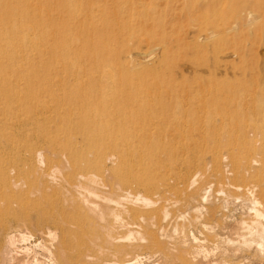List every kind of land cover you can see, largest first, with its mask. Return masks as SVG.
Listing matches in <instances>:
<instances>
[{"label":"bare ground","instance_id":"1","mask_svg":"<svg viewBox=\"0 0 264 264\" xmlns=\"http://www.w3.org/2000/svg\"><path fill=\"white\" fill-rule=\"evenodd\" d=\"M47 1L69 11L67 16L84 9L75 0ZM47 1L0 0V232L8 230L3 231V249L31 255L35 264L34 247H40L53 262L66 263L84 259L100 264L108 258V264H137L140 259L150 264H264V102L257 100L252 106L253 99L248 101L246 96L247 102L240 94L236 97L233 88L202 85L176 94L165 82L161 89L129 83L120 78L122 73H113V65L121 62L115 57L116 64L110 65L112 49L107 54L109 46L102 44L108 39L92 37L96 30L90 29L98 28L92 27L97 16L93 15L92 23V16L87 19L94 6L86 5L88 15L84 11L82 18L79 11L82 20L74 17L67 26L69 18L59 16L62 11L53 13L57 9L50 10ZM216 1L201 0L200 9L215 8ZM248 1L243 3L248 5ZM256 3L255 9L247 11L250 20L257 13L264 14V0H259L258 7ZM104 14L97 15L103 20ZM106 24L104 31L112 27ZM211 24L206 33L203 27V34L199 31L201 41L216 39L223 31V25L211 28ZM127 53L143 61L151 58L146 51L122 54ZM104 54L110 55L108 61ZM129 54L122 60L131 62ZM148 64L144 71L150 69ZM153 73L150 78L158 77ZM139 77L138 84L151 80L141 82ZM236 105L245 107L242 114L249 115L248 120L232 119L224 112L225 107ZM219 129L230 139L219 142L216 135L213 145L209 141L211 149H203L205 135ZM249 132L260 137H249ZM194 135L204 140L200 143ZM205 167L213 169L210 176H205ZM226 177L224 186L212 189L213 181ZM238 200L250 208L238 220L232 217L230 224L226 208L236 206ZM14 220L16 228L10 226ZM31 230L41 237L46 230L50 242L43 238L32 246L24 244Z\"/></svg>","mask_w":264,"mask_h":264},{"label":"rangeland","instance_id":"2","mask_svg":"<svg viewBox=\"0 0 264 264\" xmlns=\"http://www.w3.org/2000/svg\"><path fill=\"white\" fill-rule=\"evenodd\" d=\"M33 1L34 0H32V2ZM85 1L88 2V3H86ZM89 1H93V0H83V1L82 0H80V1L75 0V2L79 4V6L80 5L82 6L81 7L82 9L84 8L83 10L81 9L82 11L79 10L80 12L79 11L76 12L77 14L82 13V15L79 14L78 16H76L77 14L75 16H73L72 14H71L72 16H67L68 14H70L69 11H67L66 9H64V10H66V11H64L60 6L56 7L55 3H53V2H51L49 4V1H47V6L52 11H53V9H57V10H54L53 13H55V11H57L58 13H60L61 11L62 12L64 11L65 14L68 13V14L64 15V13L62 14V12H61L59 14V16H62V18H64V17H65V19L67 17L69 18V20L67 19L68 20L67 22L65 21L66 23H68V25L66 24L67 26H71L72 25V20L75 19L76 17H79L81 15V17L83 18L84 13L86 14V16L88 15V13L85 11L86 5H87V8L90 5L98 8L99 5H100L101 9L103 8L104 11L106 10L105 14H104V12L102 10H100L105 15V17L102 15V17H104L103 20H102L101 16H98V15L102 14L99 11V8L95 9L94 7H91V8H93V9H91L92 13L90 12L91 15H88L87 21H89V18L92 16V19H90V21L92 23V20H94L96 18V16H97V18L95 19V23L93 21L94 26L92 25V27H95V25H97L98 28L97 27H96V29H94V28L92 29L91 28L93 31L90 29V32H95V30H96L95 34L92 33V35H93L92 37H94L95 35H100V36H96V37H102L103 36L102 37V41H105V40L108 39V41H105V43L102 42V44L104 46H106V47L109 46V48L111 46L110 49L107 47L108 50L106 49V51H105L107 54H110L109 52H111V54H110L111 56L109 55L111 58L109 59V56H107V54H104V55H105V57L106 56L108 57V58L106 57V60L108 61V59H109V63H111L110 65L116 64L117 57L120 58V59L118 58L119 61L118 60L117 61L121 62L120 64L123 67H119V66H121L120 64H119V66L117 65L116 67H115V65H113V70H114L113 73L114 72H115L114 74L117 73V76H119L122 73V75H120L122 77H120V78H122L123 80H127V82H129V83L135 82V85H142V87H144V88H145V86L146 87H149V86L156 87L157 86V87H160L159 89H161L163 87L161 85H162V83L164 84V82H165L166 84H164V86H166L167 89L169 87V89L172 92H176V94H181L184 91H187L188 89H191L192 87H197V86L198 87H203V86H205V87L206 86L207 87H213V86L216 87L217 86V87L224 88V89L225 88L226 89H228V88L232 89L233 88V90H236V93H237L236 97L237 96L239 97L241 95V98L243 97L244 99L247 96L246 98H247L248 101L250 99L251 100L253 99L251 101V104H252V102H254V104H252V106L255 105V104H258L260 102L263 104V102H264V14L257 13L259 16L255 17L254 20L251 19L252 22L248 18V14H247V11H249V9H251V8L255 9L254 5H255L256 2H257L256 3L257 4L256 7L259 6L258 5L259 4V0L258 1L255 0L256 2L254 4H253L254 0H252V1L251 0L250 1L247 0L250 5L249 4L245 5V4H247V1H242V0H240L241 2L238 0L239 3H238V1L236 2V0H228V2H226V0L224 2H221L223 0H217L216 1L217 3L218 2H220L221 4L223 3L222 5L225 6V7L227 5L226 9H224L225 7H223V6H222L223 9H222V7H221V5L219 3L218 4L214 3L215 5L213 4L215 6V8L213 6H211L210 8L209 7H207V8L206 7H202V9H200L201 4H202L201 0H198V1L195 0V2H194V0H187V1L186 0H184V1L183 0H142V2H141V0H135L136 2L135 1L132 2L133 1L132 0L131 2H132L133 5L132 4H127V3H129V1L127 2V0H124V1L123 0H117V2H115V0H111V2H113L112 4H109L110 3L109 0H106V2H104L105 4L102 3L103 0L100 1L102 4H100L99 0H98L99 3H97V2L95 3L94 2V1H97V0H94L92 3L89 2ZM119 1H121L122 3L119 2ZM154 1H156V2H154ZM243 2H245V4ZM76 3H75V6H76ZM82 3H83L84 6L82 5ZM141 3H143V4H141ZM195 3H197V4H195ZM198 3L200 4V6H199ZM226 3H228V4H226ZM139 4L142 5V8L140 7L141 5L139 6ZM116 5L118 6V8H117ZM120 5L122 6V9H121ZM126 5H128V6L130 5V6L128 7ZM148 5L151 6L152 9H150V7H147ZM217 5H219V9H218ZM228 5H230V6H228ZM71 6L72 7L74 6L73 3H72ZM123 6H124V8H123ZM143 6L146 8V11H145V8ZM196 6H197V8H199V10L196 9ZM247 6H248V8H247ZM48 7H47V10H48ZM116 8H117V10H115ZM193 8H195V10ZM208 8L210 10H206ZM211 8H213V9H211ZM94 9L96 10V12L98 11L100 14L98 12L95 13ZM50 10H48V11L50 13H52V11H50ZM147 10H148L149 14H148ZM151 10H152V12L150 13ZM189 10H190V12H189ZM93 11H94V13H93ZM115 11H117L118 13L115 12ZM204 11H206V12H204ZM213 11L215 13L219 11L220 13L218 12L219 14L216 13L215 15H212V13H214ZM198 12L201 14L202 17L199 16ZM132 13H133V15H132ZM186 13H188V14H186ZM145 14H146V16H145ZM217 14L220 15V16L218 17ZM93 15H94L95 18L93 17ZM152 15L154 17V21L150 20ZM205 15H208V17L207 16L205 17ZM109 16H110V18H109ZM196 16H198V17H196ZM71 17H73V18L71 19ZM81 17H79V18H81ZM153 17L151 19H153ZM193 17L197 18L196 19L197 21L195 19H193ZM220 17H221V19H217V18H220ZM82 18L80 19V21L82 20ZM145 18H146V20H145ZM206 18H208V19L206 20ZM244 18L249 20L250 22L249 21L246 22L247 20H245ZM65 19H62V20H65ZM203 20H206L205 21L206 23H202V22H204ZM209 20H211V21L209 22ZM101 21L102 22L104 21L105 24L107 23L106 26L107 25L109 26V24H110V26H112V27H110V26L109 27L114 29V30H112L110 28H107L106 31H104V28L102 29V25H104V22L102 24ZM216 21L217 22L219 21L220 23L218 22L219 23L218 24ZM97 22H98V24H96ZM156 22H157V24H156ZM197 22H199V24ZM74 23H75V21H74ZM99 23H100V25H99ZM116 23H117V26H116ZM160 23L163 24V26ZM195 23H197V24L195 25ZM209 23L210 24L212 23L211 24V28L214 27L213 25H216V26L217 25H219V26L223 25L222 27L220 26L223 31L216 36V39H215V37L213 39H211L212 38L211 37V38H209L211 40L206 39L208 41H205V40L201 41L202 39L200 40L197 37L198 33H199L200 30L203 31L201 29L202 27L204 28V33H206L205 29L206 30L208 28L210 29ZM129 24H130L131 27L129 26ZM106 26H105V28H106ZM123 26H125V27H123ZM219 26H218V28H220ZM226 26H230L232 28L227 29ZM129 27L132 28V30H133L132 31L131 29H129L131 31V34H130L129 30H126ZM99 28L101 30H103L102 33H101ZM115 28H117V29H115ZM196 28L199 29V30H197ZM97 29H99V30H97ZM109 29H110V31H108ZM115 30H116V32H114ZM117 30L119 31V33H118ZM122 30L124 31V36H123V31ZM120 31H121L122 34L120 33ZM207 31H209V30H207ZM99 32H100V34H99ZM158 32L162 33L164 35L158 34ZM135 33L138 34V37H137V35ZM103 34L104 35L106 34L105 35V39H104V35ZM115 34H116V36H115ZM120 34H121V36H120ZM125 34H126V36L128 38H131L130 41H129V39L126 40L127 38L125 37ZM128 34H129V36H128ZM199 34H203V32H201ZM132 35H133V37H136V39L133 38ZM107 36H109V38H107ZM118 36H120V37L123 36V37L121 39ZM139 36H140V39H139ZM163 36L165 37L166 40L165 39L163 40ZM110 37H113V38L110 39ZM117 37H118V39H117ZM194 37H195V39H194ZM123 38H124L125 41L123 40ZM121 40H123L122 42H124V43H122ZM119 41H120L121 45L119 44ZM125 42L128 43V44H125ZM113 44H115V45H113ZM122 44L128 45L127 48L126 47L123 48L124 46ZM161 46L164 49L165 48H167V49L164 50V49H162ZM197 46H198V48H197ZM106 47H104V48H106ZM121 47L123 48L122 50H124V51L121 50ZM160 47H161V49H160ZM118 48H120V49H118ZM109 50H111V51H109ZM119 50H121L122 52H119ZM128 50L131 51L133 53V55L136 54V52H140L141 51V53L142 52L144 53L146 51V53H144V54L148 53V57L151 55V58H149V60H147V61H143L142 59H140V56H135V55L132 56V54L127 53L126 55L129 54L130 58L132 57V59H136L137 61L131 59V62L128 63L126 61L128 58L125 57L126 58V60H125L126 62H125L122 59L126 55L122 54V53H125V51L129 52ZM159 50L160 51L164 50L162 52H164L165 55H164V53L159 52ZM157 51L160 53L159 55H161V53L163 54L162 58L165 60V63L163 62L164 60L158 55ZM117 52H118L119 56H118V54H116ZM155 55H157V56H156L155 60L153 61ZM152 56H153V58H152ZM159 57H160V61L157 62V60H159L157 58H159ZM165 57H167V58L165 59ZM112 58H113V61H111ZM114 58L116 60H114ZM84 62L86 63L87 61L84 60ZM118 62H117V64H118ZM146 62H147V64H148V62H154V65H152L151 63L147 65L148 67H150V69H149L150 71L149 70L148 71H144V69L147 70V68L145 66ZM133 63L135 65L138 64V66H135ZM157 63H158L157 68L153 67V66H156L155 64H157ZM161 63H162V65L164 63L165 66L163 65L164 67H162ZM127 64H129L128 65L129 67L127 66ZM132 64H133L134 67H136V70H137L136 71L135 68L133 67L134 73L135 72H136V74L138 73L137 75H135L133 73L134 78L136 80L133 78V75H132V71H133V69H131L132 68ZM125 65H126V67H125ZM166 65H167V67H166ZM141 66H142V68H141ZM138 67H140V69H143V72L141 70V73L143 75L146 73V74H148V76L145 74L146 75L145 78H142L144 76L140 73V70H139ZM152 67L155 68L156 70L155 69H151ZM165 67L167 68V70H164ZM117 68H118V70H117ZM120 69H121V71H120ZM157 69H159V70L157 71ZM151 70H152V73L156 72V76L158 75V77L155 76L156 78H152V77L150 78L149 75L151 73ZM162 70L164 72H162ZM116 71H118V72H116ZM127 71H128V74H127ZM124 73H125V76H124ZM153 74L151 76H153ZM127 76H131V78L130 77L128 78ZM138 77L141 79V82L149 81L150 79L153 80V82H154L155 80H158V78L160 80L161 79L162 80L161 81L159 80V82L156 81L154 83H152V81L150 80L151 83L149 81V83L148 82H146V83L143 82V84H141V83L138 84V81H139L137 79ZM260 79H261L262 83L260 82ZM204 80H206V81L204 82ZM136 82H137V84H136ZM152 84L154 86H152ZM166 87H165V89H166ZM171 88H173V89H171ZM181 88H182V90H181ZM238 89H239V91H238ZM256 95H258V97H256ZM260 98H262V99H260ZM254 99H255L256 102L254 101ZM237 106L240 108L239 105H236L235 106L236 108L234 106L225 107L227 110H225L224 112L227 113V111H228V114H230L232 116L231 117V116H229L227 114L226 117H231L233 119V116H234V119H236V117H237V119H240L238 117H241L242 120H245V118H246V120H248L249 115H246V113H243L244 115H246L244 117V115L242 114V112H246L245 111L246 110L245 107L241 106V108L239 110V108ZM249 107H250V109L252 108L251 105ZM249 107H248V109H249ZM229 109H230V111H229ZM234 111H236V112H234ZM232 112H233V114H232ZM235 114H236V116H235ZM219 130L220 131H217L219 134L216 133V132L215 133L209 132L208 134H206L205 135V138H206L205 140L203 138L200 139L199 137H197V135H194V138H196L197 140L200 139V143L204 140L203 141L204 142V148L203 149H205V147H207L208 150H209V149H211V147L209 148L208 145L210 143L211 144L209 146L213 145L214 144L213 142H215V139L218 138L217 140L219 142H221V139H222L223 142H225V140L227 141V140L230 139V137H229V139H227L228 135L226 136L227 132H225L224 129H219ZM223 130H224L225 133L223 132ZM220 132H222V133H220ZM259 134L260 133H258V134L257 133L256 134H251L250 132L248 133L249 137H253V135L254 136L256 135L258 138L260 137ZM215 136L217 138H215ZM230 136H232V135H230ZM212 137H213V139H211ZM223 139H225V140H223ZM188 141L190 142V140H188ZM209 141H210V143H209ZM222 148H223V146H221L219 149H222ZM205 168L207 169L205 171L203 170V172L205 173V176H207L209 173L213 172L212 171L213 169L211 167H205ZM209 176H210V174H209ZM220 179L221 178H219V179L217 178V180L213 179L215 181H213L214 183L212 184V189L215 190L221 185L224 186L225 185L224 184L225 181L227 179H229V177H226V179L225 178H222L221 180ZM218 180H220V181H218ZM214 190H212V191H214ZM238 201L239 202L236 201V206L233 205L234 209L231 208V207H233L231 205L229 207L227 206V208H226L228 210V213L226 212L227 210L225 211L226 214L228 215L226 217V220L228 219L230 224L232 223L231 221L233 220V218H234V220H238V218L243 216L244 213L247 210H249V208H250L248 206H243L241 204L243 200H238ZM228 208H230V210ZM229 215H230V217H229ZM234 220H233V222H234ZM14 224H16V220L11 221L10 226L13 225L12 228H16L17 225L15 226ZM49 225L48 226L50 227V229H53L52 228L53 226L51 224H49ZM3 231H5L7 233L8 230H1V232H0V264H35L31 255H24V254H21V253L13 254L12 251H10V250L8 251L7 249L5 251L3 249L4 245H3L2 239L4 238V236L6 234ZM26 231L30 232V230H26ZM55 231L58 232V230H55ZM42 232L44 234V235H42L43 237L38 236L39 235L38 231H37V233L35 231V234H34V232L31 230V233H30L31 237L29 236L28 240L26 241L27 243L25 242L24 244L30 246L31 244L33 245L34 243H37L39 240H43V238H44L45 242H48V241L50 242V240H48L49 238L45 237L46 230H44V231L42 230ZM1 234H3V235H1ZM18 244H21V243H18ZM34 249H35L34 250L35 251L34 252L35 253V258L37 256L38 264H70L71 262L73 264H80L79 262H81V264H95V263L99 264L98 261H95V263L94 262L90 263V262H88L87 260H84V259H82V260L81 259H79V260L71 259V260H69V263L68 262L67 263L66 262H62V261L53 262L52 260L49 259L48 255L46 253H44V251L41 250L40 247H37V248L34 247ZM37 249H38V251H36ZM84 250H86V249H84ZM2 251H4V252H2ZM10 252H11V254H10ZM85 252H87V250ZM8 258H9V260H8ZM10 259H11V261H10ZM107 259H103L102 262H100V264H104V263L108 264L111 260L110 259L107 260ZM104 260H106V261L103 262ZM140 260L138 261L137 264H150L149 260L145 259V260H143V262L141 260V263H140ZM82 261L87 262V263H84ZM107 261H108V263H107Z\"/></svg>","mask_w":264,"mask_h":264}]
</instances>
